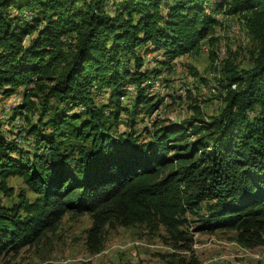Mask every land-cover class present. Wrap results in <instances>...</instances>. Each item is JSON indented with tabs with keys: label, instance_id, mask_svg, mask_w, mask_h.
I'll use <instances>...</instances> for the list:
<instances>
[{
	"label": "trees",
	"instance_id": "trees-1",
	"mask_svg": "<svg viewBox=\"0 0 264 264\" xmlns=\"http://www.w3.org/2000/svg\"><path fill=\"white\" fill-rule=\"evenodd\" d=\"M108 1L0 0L1 100L21 92L14 110L27 112L32 146L6 138L0 126V192L11 195L8 178L18 176L35 194L12 206L0 201V255L39 241L66 212L90 214V253L102 250L113 225L162 226L173 244L188 246V214L195 232L233 229L243 247L264 244V0L213 8L239 14L257 44L250 68L226 63L220 113L154 120L144 137L131 129L138 111L118 129L125 82L137 85L136 107L151 113L159 103L145 91L137 47L172 60L202 40L213 43L217 19L205 14L206 0H120L114 12ZM128 56L133 67L122 69ZM102 86L113 89L97 104Z\"/></svg>",
	"mask_w": 264,
	"mask_h": 264
},
{
	"label": "rangeland",
	"instance_id": "rangeland-1",
	"mask_svg": "<svg viewBox=\"0 0 264 264\" xmlns=\"http://www.w3.org/2000/svg\"><path fill=\"white\" fill-rule=\"evenodd\" d=\"M82 1L79 0L78 5H82ZM119 1L109 0L106 9L114 12ZM219 1L206 0L210 6L204 10L206 15L217 19L212 26L213 43L202 40L193 51L172 60L168 59L164 50H152L151 46L146 45L137 47L143 57L141 69L149 75L143 82L145 91L151 102L159 100V103L151 113L146 112L147 104L136 107L137 85L125 82L121 87L124 94L119 98L125 108L119 113V131L128 128L126 121L133 118L132 111L138 113L135 116L136 124L131 129L141 137L145 136L143 127L152 128L154 120L179 122L191 116L209 119L220 113L224 106V89L220 79L224 76L226 63L250 68L257 44L239 14H227L223 12V7L214 11L215 3ZM12 11L16 12L14 9ZM32 14L33 11L23 10L19 15L31 19ZM66 40L70 41V35ZM133 64V59L128 56L120 67L132 69ZM155 70L159 73H154ZM112 89L102 86L95 97L96 103L106 102ZM1 99L0 95L2 134L25 148H31V140L28 142L29 135L26 133L27 112L17 114L19 112L14 110L22 102L21 92ZM36 118L34 114L33 121ZM8 184L13 187V193L3 195L0 192L3 205L18 203L21 194L28 200L35 197L18 176H10ZM188 218L191 223L187 231L193 239L188 246L181 240L173 244V239L162 226L150 229L145 224L129 227L113 225L104 229L102 250L90 253L85 244L87 229L91 225L90 214L66 212L52 229L45 231L39 241L23 246L17 252L2 253L0 264H191L193 260L196 264H264V244L243 247L235 241L233 229L195 232L192 228L195 216L188 214ZM184 229H187L186 226Z\"/></svg>",
	"mask_w": 264,
	"mask_h": 264
},
{
	"label": "bare ground",
	"instance_id": "bare-ground-1",
	"mask_svg": "<svg viewBox=\"0 0 264 264\" xmlns=\"http://www.w3.org/2000/svg\"><path fill=\"white\" fill-rule=\"evenodd\" d=\"M21 137V136H20Z\"/></svg>",
	"mask_w": 264,
	"mask_h": 264
}]
</instances>
